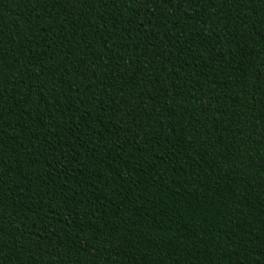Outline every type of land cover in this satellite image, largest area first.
<instances>
[{
  "label": "trees",
  "instance_id": "trees-1",
  "mask_svg": "<svg viewBox=\"0 0 264 264\" xmlns=\"http://www.w3.org/2000/svg\"><path fill=\"white\" fill-rule=\"evenodd\" d=\"M0 264H264V0H0Z\"/></svg>",
  "mask_w": 264,
  "mask_h": 264
}]
</instances>
